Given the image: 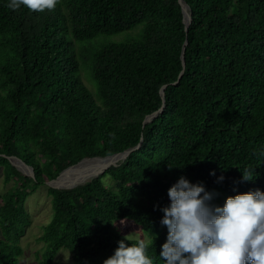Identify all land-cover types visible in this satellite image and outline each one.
Here are the masks:
<instances>
[{
    "label": "trees",
    "instance_id": "16d2710c",
    "mask_svg": "<svg viewBox=\"0 0 264 264\" xmlns=\"http://www.w3.org/2000/svg\"><path fill=\"white\" fill-rule=\"evenodd\" d=\"M185 1L188 28L180 0H57L43 12L0 0V165L13 182L0 196V264H20L27 199L84 158L136 147L90 182L48 187L37 264L61 248L103 264L126 236L119 219L157 233L147 254L163 264L160 209L180 176L229 196L264 192V0ZM119 33L96 41L84 70L76 42Z\"/></svg>",
    "mask_w": 264,
    "mask_h": 264
},
{
    "label": "clouds",
    "instance_id": "9594fccd",
    "mask_svg": "<svg viewBox=\"0 0 264 264\" xmlns=\"http://www.w3.org/2000/svg\"><path fill=\"white\" fill-rule=\"evenodd\" d=\"M56 5L57 0H9L7 6L43 12ZM242 173L244 181L253 180L247 171ZM167 195L170 202L160 209V223L167 228L159 253L163 264H264V192L239 193L227 197L222 206L213 205L214 193L203 183L180 176ZM131 239L126 235L118 240L103 264H154L145 239Z\"/></svg>",
    "mask_w": 264,
    "mask_h": 264
},
{
    "label": "rangeland",
    "instance_id": "374dc122",
    "mask_svg": "<svg viewBox=\"0 0 264 264\" xmlns=\"http://www.w3.org/2000/svg\"><path fill=\"white\" fill-rule=\"evenodd\" d=\"M125 34L127 33H119L110 36L103 35L92 40L77 41L76 47L79 49V57L84 70L87 66H89L88 53L97 46L96 41L102 40L105 42H111L122 40L125 37ZM87 84L94 89V86L91 82L88 81ZM70 170V173H68L67 175V180L80 181L85 178V171L82 170L81 165H77ZM92 178L93 177H90L88 180H91ZM83 182L84 181H82L81 183ZM12 185L13 182H4V168L0 165V196ZM73 185L75 184L66 185L63 187H70ZM48 187L49 185L48 183H46L45 185L38 188L27 199L26 206L29 212L30 223L26 227V231L20 239V244L24 248V253L20 257V264H37L40 259L39 253H41L44 249V243L40 240V236L43 233V227L51 220L53 212L51 196H49L47 192ZM213 193L214 197L213 200L210 202L213 205L222 206L225 201L224 197H229V195H224V193L221 192ZM116 226L123 234L129 235L131 238L134 239L144 238L145 242H151L157 235L156 232H148L144 230L141 225L129 219H119L116 222ZM52 264H76V262L73 259L71 252L67 248H61Z\"/></svg>",
    "mask_w": 264,
    "mask_h": 264
},
{
    "label": "water",
    "instance_id": "95a60500",
    "mask_svg": "<svg viewBox=\"0 0 264 264\" xmlns=\"http://www.w3.org/2000/svg\"><path fill=\"white\" fill-rule=\"evenodd\" d=\"M180 3H181V5H182V10H183V13H184V22H185V24H186V28H188V26L190 25L191 20H192V17H191V9H190V6L187 4V2H186L185 0H180ZM187 43H188V41L186 40V42H185V44H184V47H183V53H182V59H183V64H184V65H185V61H186V60H185V49H186V45H187ZM181 75H182V74H181ZM165 87H166V86H164V88H165ZM164 88H163V90H162V96H163V98H165ZM160 111H162V108H161L159 111L154 112V113L148 115V116L146 117V119H145V122L152 120L155 116L158 115V113H159ZM135 148H136V147H134V148H129V149L123 151V152H119V153H115V154L107 155V156H97V157H91V158H84V159H82L81 161H79L78 163H76V164H74V165H71V166L67 167L66 169H64L63 171H61L60 174H59L56 178L51 179V180L48 181L47 183H48V185H49L50 187H54V188H73V187H76V186H78V185H80V184H77V185L72 186V187H58V186H56L55 181H56L61 175L65 174L68 170H70L71 168L75 167L76 165H78L79 163L83 162V161L86 160V159H93V158H106V157H112V156H115V155H120V161H121V160L125 159V158L131 153V151H133ZM9 160H10L11 163H12L14 166H16V168H17L19 171H21L24 175H27V176H34L33 168H32L30 165H28L27 163H25L22 159H20V158H18V157H16V156H10V157H9ZM118 161H119V160H118ZM120 161H119V162H120ZM116 164H118V162H113V163L110 164L108 167H106V169H105L103 172H101L99 175H101L102 173H104V172H105L110 166H112V165H116ZM99 175H98V176H99ZM98 176H96V177H98ZM96 177H94V178H96ZM94 178H92L91 180H89V181H87V182L92 181ZM87 182H85V183H87ZM81 184H84V183H81Z\"/></svg>",
    "mask_w": 264,
    "mask_h": 264
},
{
    "label": "bare ground",
    "instance_id": "6f19581e",
    "mask_svg": "<svg viewBox=\"0 0 264 264\" xmlns=\"http://www.w3.org/2000/svg\"><path fill=\"white\" fill-rule=\"evenodd\" d=\"M94 159H98V160H94ZM119 159H120V155H115V156L106 157V158L86 159L83 162L78 164L79 166L81 165L82 170L85 171V174H84L85 178L83 180H80V181H78V180H75V181L74 180H67V175L71 171V170H69L65 174L61 175L55 181V184L58 187H63L66 185H71V184H75V185L81 184L82 181H84L83 183H85V181L88 180L90 177L94 178V177L98 176L101 172H103L106 169V167H108L113 162H117ZM75 185H73V186H75Z\"/></svg>",
    "mask_w": 264,
    "mask_h": 264
}]
</instances>
